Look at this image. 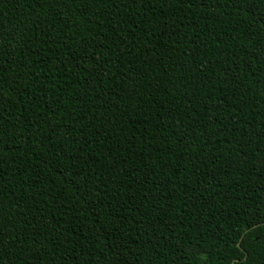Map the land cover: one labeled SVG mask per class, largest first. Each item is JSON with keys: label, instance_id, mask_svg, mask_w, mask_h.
<instances>
[{"label": "trees", "instance_id": "trees-1", "mask_svg": "<svg viewBox=\"0 0 264 264\" xmlns=\"http://www.w3.org/2000/svg\"><path fill=\"white\" fill-rule=\"evenodd\" d=\"M0 264H264V0H0Z\"/></svg>", "mask_w": 264, "mask_h": 264}, {"label": "water", "instance_id": "water-1", "mask_svg": "<svg viewBox=\"0 0 264 264\" xmlns=\"http://www.w3.org/2000/svg\"><path fill=\"white\" fill-rule=\"evenodd\" d=\"M239 245V244H238Z\"/></svg>", "mask_w": 264, "mask_h": 264}]
</instances>
